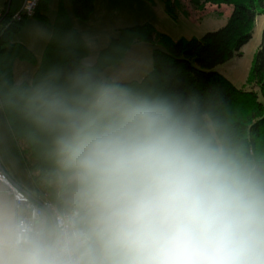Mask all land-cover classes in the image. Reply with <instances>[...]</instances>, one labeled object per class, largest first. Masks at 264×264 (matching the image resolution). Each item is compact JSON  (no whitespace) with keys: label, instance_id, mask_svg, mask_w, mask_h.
Here are the masks:
<instances>
[{"label":"clouds","instance_id":"clouds-1","mask_svg":"<svg viewBox=\"0 0 264 264\" xmlns=\"http://www.w3.org/2000/svg\"><path fill=\"white\" fill-rule=\"evenodd\" d=\"M27 104L67 195L0 213V264H264V174L167 106L85 82Z\"/></svg>","mask_w":264,"mask_h":264},{"label":"trees","instance_id":"trees-1","mask_svg":"<svg viewBox=\"0 0 264 264\" xmlns=\"http://www.w3.org/2000/svg\"><path fill=\"white\" fill-rule=\"evenodd\" d=\"M79 20L87 21L96 0H71ZM166 13L177 18L180 0H162ZM49 0H41L35 16L48 22ZM196 10L207 7L232 6L227 24L202 38L173 40L147 23L125 27L101 50L94 65H87L89 48L81 33L73 26L63 0L46 46L43 61L33 81L15 83L13 68L16 60L36 63L35 54L22 43H12L24 21H13L9 11L0 18V106L10 134L24 164L40 190L43 181L50 192L48 200L62 208V195L50 187L61 182L67 190L64 173L55 152L53 134L36 123L27 104L39 88L71 89L79 82L104 84L130 96L159 102L177 117L190 123L213 144L224 147L237 158L264 174V103L255 89L244 90L214 69L235 54L253 37L258 16L264 15V0H189ZM137 42H150L153 69L141 81H104L102 72L119 64ZM248 83L264 97V29L261 44L254 55ZM35 202L39 195L30 194ZM36 203V202H35ZM42 205V204H41Z\"/></svg>","mask_w":264,"mask_h":264},{"label":"rangeland","instance_id":"rangeland-1","mask_svg":"<svg viewBox=\"0 0 264 264\" xmlns=\"http://www.w3.org/2000/svg\"><path fill=\"white\" fill-rule=\"evenodd\" d=\"M17 1L18 0H15L12 10L16 8ZM138 1L143 3V7L142 5L137 7V5L134 4L129 6V8L132 10H141L142 17L139 19V23L130 26H141L149 23L153 25L158 32L167 34L173 40H178L180 38L200 39L208 32L217 31L227 24L232 12V6L229 5H222L220 8L207 7L205 10H196L191 6L189 0H180L176 7L178 16L177 18H172L166 13L165 5L162 0ZM63 5L67 12L75 17V23L79 28V30H77L82 32L81 34L84 33V40L89 48V55L85 63L87 65H94L101 50L117 36L119 29L115 26H118V23L116 24L109 20L110 22L102 23L101 26L94 25L89 29V34L87 30L83 28V25L87 24H83L84 22L76 17L72 1L63 0ZM58 6L59 0H49L48 9L45 13L48 16V22L42 21L41 18L37 16L28 18L41 24L42 31H40L37 38H35L36 33L29 28L28 24H25L19 32L11 36L12 43H21L20 39L22 38L28 43L32 42L31 45L34 47V50L28 45L26 46L32 50L37 59L36 63L21 61V66L15 77L16 83H31L33 81L35 73L43 61L46 46L52 36ZM97 20L98 19H96L95 22ZM263 29L264 15H261L257 18L252 39L242 47L240 54H235L229 61L218 65L214 70L222 74L240 89H255L258 92L260 101L264 103V97L259 89L253 88V86L248 83L253 58L261 44ZM104 41L105 43L102 46H105L101 49V43ZM41 44L43 47H41ZM153 49L154 45L150 42L135 43L119 64L111 66L102 72V79L104 81L111 80L114 82L141 81L153 69ZM39 185L41 194L43 191L50 192V188L47 187L44 181ZM50 187L54 192L62 195L63 200H65L67 190H61V182L51 183Z\"/></svg>","mask_w":264,"mask_h":264},{"label":"crops","instance_id":"crops-1","mask_svg":"<svg viewBox=\"0 0 264 264\" xmlns=\"http://www.w3.org/2000/svg\"><path fill=\"white\" fill-rule=\"evenodd\" d=\"M9 1L10 0H0V18L7 11V8L9 6ZM14 2L15 0H11L10 2V11L12 14H15L20 9H22L26 0H18L16 4V8L12 10ZM134 4L137 5L138 7L141 6L143 3H141L138 0H96L94 12L91 14L90 18L87 21H83L84 22L83 24H87V25H83L84 26L83 28L86 29L87 33L90 34V32L88 31L94 25L101 26L102 23L110 22L109 20H111V22H115L116 24L118 23V26L117 25L115 26L117 27V29H121L123 27H131L130 25L139 23L138 21L142 17L141 10L138 9L132 10L131 8H129V6ZM46 12L47 11H45V13ZM68 15L70 17L73 26L79 30L77 24L75 23V19H74L75 17L69 14V12ZM96 19L98 20L95 22ZM25 24H28L29 28L36 33L35 38H37L40 31H42L41 24H38L36 21L28 18L25 19L24 26ZM0 31H1V26H0ZM81 35L83 36V38H85L84 33ZM20 41L21 43L23 42L22 44L28 45L31 49L34 50V47H32L31 45L32 42L28 43L24 38L20 39ZM104 43L105 41L101 43L100 46L101 49L105 46V45L102 46ZM41 47H43V45ZM21 63H22L21 60H16L14 62V68H13L14 81H15V77L17 76L19 67L21 66L20 65ZM16 82L17 81H15V83ZM0 169L5 171L16 185L20 186L30 194L39 195L41 202L36 200L35 201L36 204L41 205L43 201L48 200L49 194L44 191L41 194V191L38 190V188L35 186L31 172L24 164V161L20 156L18 148L16 147V144L14 143L12 136L10 134L9 126L3 114L1 106H0ZM0 213H12L17 216H22L24 214L23 209H19V210L15 209L13 199L7 193L6 186L1 181H0ZM50 214H52L51 211L46 210L44 217Z\"/></svg>","mask_w":264,"mask_h":264},{"label":"built area","instance_id":"built-area-1","mask_svg":"<svg viewBox=\"0 0 264 264\" xmlns=\"http://www.w3.org/2000/svg\"><path fill=\"white\" fill-rule=\"evenodd\" d=\"M41 0H26L22 9L13 14V21L20 22L35 16ZM0 181L6 186L7 193L12 197L16 210L23 209L24 214L20 217L36 219L44 217L45 211L49 210L54 214L58 207L51 201H43L42 205L36 204L26 190L16 185L9 175L0 169Z\"/></svg>","mask_w":264,"mask_h":264},{"label":"water","instance_id":"water-1","mask_svg":"<svg viewBox=\"0 0 264 264\" xmlns=\"http://www.w3.org/2000/svg\"><path fill=\"white\" fill-rule=\"evenodd\" d=\"M10 2H11V0L9 1V6L7 8L6 14L10 11Z\"/></svg>","mask_w":264,"mask_h":264}]
</instances>
